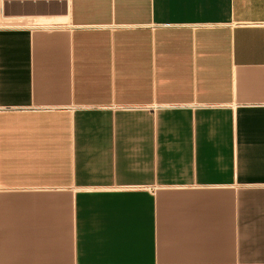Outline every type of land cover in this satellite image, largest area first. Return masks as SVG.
<instances>
[{
  "label": "crops",
  "instance_id": "0c3cea01",
  "mask_svg": "<svg viewBox=\"0 0 264 264\" xmlns=\"http://www.w3.org/2000/svg\"><path fill=\"white\" fill-rule=\"evenodd\" d=\"M0 264H264V0H0Z\"/></svg>",
  "mask_w": 264,
  "mask_h": 264
}]
</instances>
